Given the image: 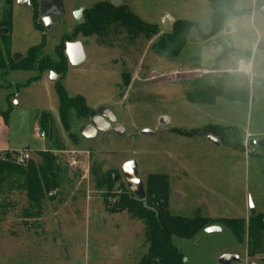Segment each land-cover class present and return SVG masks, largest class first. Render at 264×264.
I'll use <instances>...</instances> for the list:
<instances>
[{
	"label": "rangeland",
	"instance_id": "1",
	"mask_svg": "<svg viewBox=\"0 0 264 264\" xmlns=\"http://www.w3.org/2000/svg\"><path fill=\"white\" fill-rule=\"evenodd\" d=\"M30 1L0 0V29H9V58L15 53L24 58L36 49L39 59L57 60L70 41H81L87 57L77 67L67 63L65 75L41 64L31 70H0V112L6 114L0 113V147H27L37 163L42 160L37 150L51 152L58 180L56 191L45 193L40 203L29 198L20 174H8L0 183V264H138L147 253L145 224L117 205L130 192L121 167L132 158L138 160L144 184L150 173L168 176L173 215H200L209 219V226L222 228L220 234L203 229L192 239L174 237L185 264H220L225 253L239 254L244 264H264V253L249 254L248 227L237 238L222 222L241 218L248 225L250 201L257 213H264V160L258 147L249 146L251 139H264V50L250 53L257 40L264 43V15L255 6L264 0H242L239 9L248 13L234 18L236 29L212 39H205L212 18L209 0H122L143 22L157 27L158 35L110 17L104 18L103 28L85 34L74 12L111 0ZM54 7V26H38V17ZM166 15L196 23L201 41H188L177 56L157 52L152 44L166 32ZM248 57L252 70L243 62ZM195 68L200 72H190ZM57 82L70 97L83 96L95 112L101 106L111 109L127 134L99 132L96 139H87L79 130L92 117L72 111L71 136L60 121ZM208 86L235 98L188 100ZM43 114L48 116L44 123ZM36 125L47 138L35 136ZM207 125L226 127V136L217 137L220 144L210 135L176 130ZM144 129L154 133L142 134ZM14 151L1 153L13 159Z\"/></svg>",
	"mask_w": 264,
	"mask_h": 264
},
{
	"label": "trees",
	"instance_id": "2",
	"mask_svg": "<svg viewBox=\"0 0 264 264\" xmlns=\"http://www.w3.org/2000/svg\"><path fill=\"white\" fill-rule=\"evenodd\" d=\"M212 7V18L210 31L205 39L210 38L221 32L229 22L248 12L245 9H236V0H209ZM264 1H257L256 7L260 9ZM85 22L79 28L89 35L103 28L105 17L120 22L127 27H133L146 34H159L157 27L143 22L136 14L131 12L125 5L114 6L111 3H99L93 8L85 9ZM38 26H40L37 23ZM42 27V26H40ZM197 24L189 20H176L171 32L161 34L156 42L152 44L154 49L160 53L177 56L186 46L192 29ZM43 28V27H42ZM44 29V28H43ZM57 54L58 59H39L36 49H31L26 57L18 61L8 57L9 41L7 35L0 34V70L9 68L10 70H31L36 65L51 68L56 72L65 75L67 71L68 58L65 55V48H61ZM59 95V117L64 128L69 134L75 137L70 131V114L74 111L78 116L91 118L96 115L94 109L88 106L85 98L81 95L70 97L65 88L56 83ZM235 98L234 94L227 93L225 90L216 86H208L197 93L187 96L192 103H214L218 97ZM1 113V112H0ZM3 116L6 114L1 113ZM48 116L44 114L41 120L44 123ZM183 135L206 134L224 138L226 127L222 125H207L200 129L181 130L176 129ZM233 147L232 142H226ZM261 157L264 160V139L259 140L258 146ZM41 162L29 160L26 164L17 163L15 158L5 157L0 152V183L8 174H20L24 177L25 188L29 198L40 203L45 193L56 191L58 180L56 175V157L49 151H39ZM107 189L113 186V179L108 176ZM147 205L137 198L134 194L126 192L121 195L118 202L120 210H127L133 216L143 220L145 224V241L147 253L140 259L138 264H185V257L180 248L175 244L174 237L184 239L194 238L200 231L209 227V219L197 215L186 217L173 215L169 211V189L170 181L167 175L162 173H150L147 176L146 184ZM224 226L231 229L237 238H241L248 227V251L249 254L264 253V213H257L250 216L248 225L241 218H225Z\"/></svg>",
	"mask_w": 264,
	"mask_h": 264
},
{
	"label": "water",
	"instance_id": "3",
	"mask_svg": "<svg viewBox=\"0 0 264 264\" xmlns=\"http://www.w3.org/2000/svg\"><path fill=\"white\" fill-rule=\"evenodd\" d=\"M242 0H237L235 4V8L239 9L241 7ZM20 5H29L30 0H18ZM110 3L114 6H119L122 4V0H111ZM259 12L264 15V5L259 9ZM57 12L55 11V7L52 8L47 12L45 15H41L37 19V23L42 26L45 30H50L54 26L53 22V16ZM74 20L77 25H82L85 22L84 17V9H79L74 12ZM176 20L173 19L170 15H166L163 24L164 28L167 32H171L174 28ZM205 27L208 29L209 24H206ZM233 27L231 25H228L225 29L227 32L232 31ZM9 33V29L4 27L0 29L1 35H7ZM188 41L190 43H199L201 41L197 28H193L191 31V34L188 38ZM259 50H264V43L260 42L258 45ZM65 55L68 58V62L70 65L77 67L80 66L82 63L86 60V52L84 45L81 41H70L67 42L65 45ZM23 57V53H15L14 54V60L18 61ZM57 79V75L52 73V80L55 81ZM167 121L166 118H162L161 123L165 124ZM111 131L118 136H124L127 134L126 129L117 121V117L115 113L104 106H101L97 109L96 115L91 118V120L83 125L79 132L80 134L87 138L94 140L98 136L99 132H108ZM142 134H152L154 133V130L151 129H144L141 132ZM209 139L214 142L215 144H220L217 137L210 135ZM259 140L257 139H251L249 141V146L252 149H256L258 146ZM121 172L123 175V178L126 182V185L131 193H133L137 198L143 201L144 205H147V199H146V189L143 179L140 177V168L138 160L135 158H132L128 161H126L122 167ZM174 198L176 200L181 199V195L177 192L173 193ZM250 214L252 216L257 214V210L253 204L252 201H250ZM205 233L213 235V234H220L222 233V228L216 225L209 226L205 229ZM234 262H237L239 264H244L243 259L241 256L237 253H225L221 255L219 258L220 264H232ZM248 264H257L254 261H250Z\"/></svg>",
	"mask_w": 264,
	"mask_h": 264
},
{
	"label": "crops",
	"instance_id": "4",
	"mask_svg": "<svg viewBox=\"0 0 264 264\" xmlns=\"http://www.w3.org/2000/svg\"><path fill=\"white\" fill-rule=\"evenodd\" d=\"M256 6V5H255ZM244 9V8H243ZM246 9V8H245ZM248 9V8H247ZM252 10H253V8L251 9V12H252ZM250 12V13H251ZM238 18V17H237ZM235 20L234 19H232L230 22H229V24L228 25H231L232 26V24H233V22H234ZM227 25V26H228ZM227 26L221 31V32H219L218 34H216V35H214V36H212V37H210L209 39H212L213 37H216V36H219V35H221V34H228V33H231L232 31H234L236 28H235V26H232L233 27V29H232V31H230V32H227L225 29L227 28ZM259 40H257L256 42H255V44H254V48H253V51L252 52H250L251 54H253L254 52H255V50H258V45H259V43L260 42H258ZM231 47H233V48H236V49H240V50H242L243 51V49H241V48H238V47H235V46H231ZM248 52V51H247ZM249 59H251L250 57H248V59L247 60H245V61H243V62H246L245 63V67H246V69H248V70H252L253 69V66H252V63H251V60H249ZM248 62V63H247ZM197 70H200L199 68H195L194 70H191L190 72H197ZM247 70V71H248ZM26 149L28 150V148L26 147ZM13 150H15V151H19V150H16V148H12V147H10V148H8V147H5V148H2V147H0V152H6V151H13ZM42 150H45V149H42ZM42 150H37L36 152H39V151H42Z\"/></svg>",
	"mask_w": 264,
	"mask_h": 264
},
{
	"label": "built area",
	"instance_id": "5",
	"mask_svg": "<svg viewBox=\"0 0 264 264\" xmlns=\"http://www.w3.org/2000/svg\"><path fill=\"white\" fill-rule=\"evenodd\" d=\"M198 72H200V70H197V73ZM34 132H35V136L38 138H41V139L47 138L45 131H43L41 127L37 125L35 126ZM14 152H15L14 154L15 160L17 163L26 164L30 160V154L27 149L14 151ZM76 165H77V159L73 157L71 161V166L74 167Z\"/></svg>",
	"mask_w": 264,
	"mask_h": 264
},
{
	"label": "flooded vegetation",
	"instance_id": "6",
	"mask_svg": "<svg viewBox=\"0 0 264 264\" xmlns=\"http://www.w3.org/2000/svg\"><path fill=\"white\" fill-rule=\"evenodd\" d=\"M56 11V10H55ZM46 14H47V12H46ZM53 16V15H52ZM84 16H85V11H84Z\"/></svg>",
	"mask_w": 264,
	"mask_h": 264
}]
</instances>
